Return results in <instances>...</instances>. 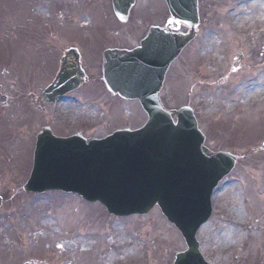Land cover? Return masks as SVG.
Here are the masks:
<instances>
[{
	"label": "rangeland",
	"instance_id": "obj_1",
	"mask_svg": "<svg viewBox=\"0 0 264 264\" xmlns=\"http://www.w3.org/2000/svg\"><path fill=\"white\" fill-rule=\"evenodd\" d=\"M246 1L198 0L193 39L170 65L160 93L164 107L193 110L207 150L237 157L197 235L209 264H264V95L242 99L249 88L264 91V20L244 17L233 24L248 11ZM256 1L264 7V0ZM165 11L163 0H136L127 23L119 24L109 0H0V94L12 99L11 108L0 111V264H172L174 253L186 249L156 208L142 217L111 218L72 195L22 190L38 126L57 128L58 136L103 138L144 123L137 102L112 100L103 89L99 51L137 47ZM166 20L173 32L190 34ZM81 41L88 84L73 100L44 108L39 125L27 114L25 129L15 122L20 136L9 134L4 116L39 98L63 52ZM61 240L63 252L56 248Z\"/></svg>",
	"mask_w": 264,
	"mask_h": 264
},
{
	"label": "water",
	"instance_id": "obj_2",
	"mask_svg": "<svg viewBox=\"0 0 264 264\" xmlns=\"http://www.w3.org/2000/svg\"><path fill=\"white\" fill-rule=\"evenodd\" d=\"M124 22L135 0H111ZM173 22L197 25V0H165ZM193 38L150 29L132 52L106 51L103 81L114 95L138 100L147 114L138 131L116 132L103 140L55 139L49 130L38 137L34 167L26 191L62 190L88 202H100L110 214H146L157 205L181 233L186 251L173 264H207L199 253L197 231L211 215V195L231 171L235 157L209 153L189 109L165 111L159 103L165 73ZM81 76L67 56L43 94L47 102L75 90ZM177 124L174 125V118ZM1 206V200H0Z\"/></svg>",
	"mask_w": 264,
	"mask_h": 264
},
{
	"label": "bare ground",
	"instance_id": "obj_3",
	"mask_svg": "<svg viewBox=\"0 0 264 264\" xmlns=\"http://www.w3.org/2000/svg\"><path fill=\"white\" fill-rule=\"evenodd\" d=\"M242 6L248 7V11L246 13L242 12L240 15L236 16V18L233 21L234 25H236L239 19L244 18V17L247 21H251L250 19L252 18H258L259 21L264 20V17L262 16V14L264 13V7L258 6L256 0L246 1V4H243ZM209 43H211V40H209ZM263 95H264V91L262 90V88L260 87L249 88L243 91L242 99L244 103L249 102V101H258L262 99ZM43 228H46V226L43 225ZM64 245H65V241L59 242V244L56 246L57 250L63 252ZM85 251L86 250H83L82 252H85Z\"/></svg>",
	"mask_w": 264,
	"mask_h": 264
},
{
	"label": "flooded vegetation",
	"instance_id": "obj_4",
	"mask_svg": "<svg viewBox=\"0 0 264 264\" xmlns=\"http://www.w3.org/2000/svg\"><path fill=\"white\" fill-rule=\"evenodd\" d=\"M11 104H12V99H9L8 105H10V107H8L6 109V112L11 108ZM15 106L17 107L18 105H15ZM18 108H20V109H18ZM18 108H16V110L13 114L6 115L5 118L7 120L14 122V123L20 122V121L22 123V121L25 120L26 117H28L27 114H29V117L33 121L34 125L35 124L39 125L41 123V114L43 111V107H42V102L40 100L34 99L33 102H31L28 106L24 105V107H23L22 105H20V106H18ZM9 117H12V119H9ZM40 128H41V126H38L39 130H40Z\"/></svg>",
	"mask_w": 264,
	"mask_h": 264
}]
</instances>
